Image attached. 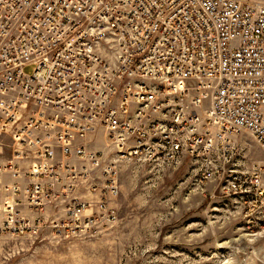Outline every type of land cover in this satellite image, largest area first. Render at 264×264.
Instances as JSON below:
<instances>
[{
    "label": "built area",
    "instance_id": "built-area-1",
    "mask_svg": "<svg viewBox=\"0 0 264 264\" xmlns=\"http://www.w3.org/2000/svg\"><path fill=\"white\" fill-rule=\"evenodd\" d=\"M239 136L264 152V0H0V234L112 219L125 165L220 176ZM228 176L264 234V167Z\"/></svg>",
    "mask_w": 264,
    "mask_h": 264
},
{
    "label": "rangeland",
    "instance_id": "rangeland-1",
    "mask_svg": "<svg viewBox=\"0 0 264 264\" xmlns=\"http://www.w3.org/2000/svg\"><path fill=\"white\" fill-rule=\"evenodd\" d=\"M255 162L264 167V152L239 136L229 166L202 183L194 168L125 165L109 201L112 219L95 216L92 226L74 228L48 206L53 215L36 216L37 231L0 234V264H264V234L247 225L228 188L230 171Z\"/></svg>",
    "mask_w": 264,
    "mask_h": 264
},
{
    "label": "crops",
    "instance_id": "crops-1",
    "mask_svg": "<svg viewBox=\"0 0 264 264\" xmlns=\"http://www.w3.org/2000/svg\"><path fill=\"white\" fill-rule=\"evenodd\" d=\"M52 210L50 208H46L43 210V212L40 213H35L33 211H28L26 209H21V216H25L29 220H33L36 216H42L43 218H46L49 214L53 215L50 213ZM60 215V214H57Z\"/></svg>",
    "mask_w": 264,
    "mask_h": 264
}]
</instances>
